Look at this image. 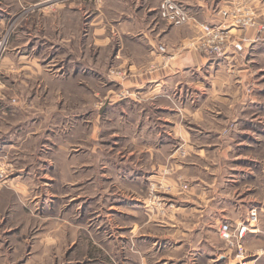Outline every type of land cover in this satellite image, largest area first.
Here are the masks:
<instances>
[{
  "label": "rangeland",
  "instance_id": "1",
  "mask_svg": "<svg viewBox=\"0 0 264 264\" xmlns=\"http://www.w3.org/2000/svg\"><path fill=\"white\" fill-rule=\"evenodd\" d=\"M94 1L100 0H0V11L6 4L11 13L35 8L54 16L52 24L45 26L43 20L31 32L30 18L22 23V31L14 27L13 19L5 26L0 21V264H109L110 220L106 223L105 218L111 212H118L113 215L117 221L133 216L131 212L136 217L138 209L130 202L144 196L153 211L167 217L178 208L174 190L186 199L193 185L191 147L175 135L173 120L189 109L196 66L184 67L182 96L177 93L178 78L161 87L170 97H165V137L163 142L161 136L158 149L161 178L147 180L141 191L137 187L144 186L143 178L131 175L147 171L143 167L147 149L135 137L137 130L124 112L126 96L138 98L141 88L123 84L127 71L112 62L116 49L72 48L78 33L89 38L88 27L79 26V9L93 10ZM59 10L69 12L65 22L56 13ZM197 36L182 41L179 50L173 46L169 52L162 51L158 46L165 44H158L162 59L146 64L142 71L159 69L178 51L192 49L215 61L227 56L231 45L220 56L189 46ZM254 37L245 41H264V33ZM15 44L20 50L13 49ZM237 57L246 60L248 55ZM118 71L121 80L115 77ZM246 91L250 92L249 86ZM245 117L250 119L248 113ZM257 119L241 126L232 120L217 131L230 144V152L245 149L247 155L254 154L253 142L264 140V114ZM182 120L189 126L187 113ZM150 149L157 154V145ZM196 162L205 163L199 156ZM246 165L253 167L250 161ZM183 182L188 185L185 189ZM187 223L183 220V227Z\"/></svg>",
  "mask_w": 264,
  "mask_h": 264
},
{
  "label": "crops",
  "instance_id": "2",
  "mask_svg": "<svg viewBox=\"0 0 264 264\" xmlns=\"http://www.w3.org/2000/svg\"><path fill=\"white\" fill-rule=\"evenodd\" d=\"M159 1L100 0L94 1L93 10L79 9V26L83 23V30L88 27L92 33L89 32L88 39L78 33L72 48L116 49L112 62L126 68L123 84L141 88L137 91L138 98L126 96L129 99L126 100L125 111L123 108L120 110V113H126V120L137 130L135 137L141 140L139 142L148 151L145 152L143 166L147 171L131 175L136 179L143 178L144 186L137 187L141 191L147 180L161 178L163 164L160 163L158 149L167 119L165 97L170 98L161 87L176 78L180 85L184 67L196 66L193 69L196 73L191 79L193 86L188 93L192 98L189 109L186 108L185 112L182 110L178 119L173 120L175 135H179L191 147L189 165L195 168V173L192 175L193 185L188 198L178 197L174 190L172 196L179 202L178 208L167 217L153 211L144 196L130 202L132 208L138 209L136 217L131 212L133 216L126 215L125 219L117 221L113 215L118 212H111V216L105 218L108 220L106 223L110 220V231L106 237L110 243L109 264H263L264 140L259 142L258 138L253 142L254 154L247 155L245 149L235 153L230 152V144H226L228 142L222 140L217 131L232 120L239 126L241 122H259L257 118L264 114V41L251 43L243 40L244 36L256 35L254 27L245 30L233 28L232 43L223 59L209 60L190 49L178 51L173 59L172 56L170 60H165L164 65L157 70L143 72L142 68L150 62H160L159 58L162 57L157 50L158 44H165L166 52L173 46L179 50L183 46L182 41L200 33L201 22L218 19L219 16L213 18L212 8L245 1L263 15L264 0H176L184 4L193 18L182 26L168 24L160 18ZM4 7L0 11L2 25L13 19L14 27L21 31L22 23L25 24L27 18H30L28 32H31L39 24L42 25L43 20L45 26L52 24L54 17L45 8L44 11L30 8L21 14V11L11 13L8 10L11 6L4 4ZM58 12L65 22V13L69 12ZM113 39H116L115 43ZM13 49L20 50V45L15 44ZM239 53H246L247 59L238 60ZM85 56L84 51L82 57ZM170 73L180 75L168 77ZM115 77L121 78L120 75ZM247 86L250 92L246 91ZM177 89L179 97L182 96V85ZM96 94L98 91H95ZM114 96L117 97V94L111 95ZM131 113L133 116L130 119ZM186 113L189 115V126L182 120ZM246 113L250 119L245 117ZM215 144L220 147L211 148ZM153 145H157V154L150 149ZM194 154L197 155L196 159H193ZM198 156L204 160L203 166L196 162ZM248 161L252 162L253 167L246 165ZM135 188L131 186V192H135ZM252 207L258 210V220L251 223L255 227L245 235L244 259L237 260L233 248L219 236L218 228L223 220L233 225L248 221V212ZM183 220L188 222V227H183Z\"/></svg>",
  "mask_w": 264,
  "mask_h": 264
},
{
  "label": "built area",
  "instance_id": "3",
  "mask_svg": "<svg viewBox=\"0 0 264 264\" xmlns=\"http://www.w3.org/2000/svg\"><path fill=\"white\" fill-rule=\"evenodd\" d=\"M158 14L166 23L171 25L188 24L192 16L183 3L176 0H160L158 4ZM213 18L218 19L200 23V34L189 46L198 47L206 53L215 56L224 55L231 45L232 29L245 30L248 27L256 29L257 38L264 33V14L260 15L254 7L245 1H235L226 7L213 8ZM252 39V40H253ZM243 40L250 38L243 37ZM160 50H165V46L159 45ZM187 183L183 182L181 188H187ZM258 220V210L252 207L248 212V221L233 225L228 220H223L218 228L219 236L234 250V257L242 260L246 253L245 235L253 230L251 223Z\"/></svg>",
  "mask_w": 264,
  "mask_h": 264
},
{
  "label": "bare ground",
  "instance_id": "4",
  "mask_svg": "<svg viewBox=\"0 0 264 264\" xmlns=\"http://www.w3.org/2000/svg\"><path fill=\"white\" fill-rule=\"evenodd\" d=\"M116 74L115 75H123V74H121L122 73V71H118V72H115Z\"/></svg>",
  "mask_w": 264,
  "mask_h": 264
}]
</instances>
